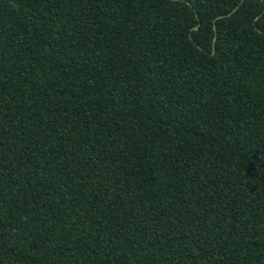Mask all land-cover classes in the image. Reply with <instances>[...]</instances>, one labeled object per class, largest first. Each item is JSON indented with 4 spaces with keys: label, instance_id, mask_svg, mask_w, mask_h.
<instances>
[{
    "label": "trees",
    "instance_id": "obj_1",
    "mask_svg": "<svg viewBox=\"0 0 264 264\" xmlns=\"http://www.w3.org/2000/svg\"><path fill=\"white\" fill-rule=\"evenodd\" d=\"M0 264H264V0H0Z\"/></svg>",
    "mask_w": 264,
    "mask_h": 264
}]
</instances>
